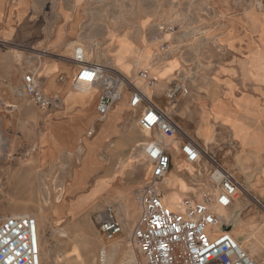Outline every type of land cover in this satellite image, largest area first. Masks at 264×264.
<instances>
[{
	"label": "rangeland",
	"instance_id": "rangeland-1",
	"mask_svg": "<svg viewBox=\"0 0 264 264\" xmlns=\"http://www.w3.org/2000/svg\"><path fill=\"white\" fill-rule=\"evenodd\" d=\"M191 1L137 0V3L142 10L149 8L150 4L152 9L156 10L161 8L159 7L161 4L163 5L162 15L168 20L165 31L171 34V39L162 47L172 51L175 57H180L183 71L178 78L186 80L185 84L190 91L188 100L181 99L177 109H172L180 128L191 138L195 137L193 126L184 123L183 119L191 120L192 114L197 113V106L189 110L188 108L180 110L185 101L189 104L190 99L193 101V97L214 98L212 114L207 113L205 116L202 114L200 123H195L199 139L197 141L204 148V141L212 144L214 141L212 137H217L218 140L213 145L211 155L222 167L231 171L240 182L241 172L244 175L246 172L241 171L238 146L229 133L230 128L234 129V135L236 134L235 137L239 139L238 120L231 117L230 109L221 99L225 89L222 87V81L217 83L215 82L217 79L214 80L215 67L212 70L208 68V65H211L208 63L212 59L202 60L193 57V52L209 49V44L198 38L200 33L192 21ZM247 3L248 6L257 5L254 0H248ZM168 6L169 9H167ZM121 48H126V44H123ZM0 49L8 48L1 46ZM28 51L31 54L33 50L28 49ZM30 54L29 57L33 58L34 56ZM260 54L261 50L258 49L254 54H249L247 64L250 63L254 76L264 79L261 75L264 72V59L258 57ZM214 61L216 64L221 63V60ZM175 66H177L176 60L172 62V66L155 75L157 81L160 80L159 88L165 84V81L171 82L175 79ZM200 69L201 73H198ZM34 72L41 76L38 69ZM125 77L147 92L148 98L152 97L149 98L150 100L153 99L154 89L147 87L145 82L139 81L138 76ZM2 82L3 70H0V101L11 102L5 106L0 104V220L24 211L37 219L42 235L43 264H97L100 249L105 244L93 218L107 204H113L122 221L123 215H129V228L123 222L122 236L107 245L108 247L110 245L107 264L136 263L138 254L130 247V235L140 214L139 191L149 179L151 172L150 164L141 149L144 142L148 141V135L140 129L139 112L130 107L129 90L125 88L121 101L114 106L107 118L101 120L103 132L94 133L92 137L94 141L88 148L83 144L81 137L83 133L79 134L81 138L76 145H71L73 141L70 120L74 115L91 113V110L76 109L79 105L78 100L93 98L92 96L97 95V92L93 88H78L73 91V101L61 100L58 104L57 110H65V113L52 133L53 147L50 149L45 147L48 134L45 131L42 132L45 113L40 111L25 94L24 81L15 82V88L8 87ZM44 90H46L45 86ZM128 96L129 102L126 103L125 98ZM125 105L128 108L127 112L124 109ZM159 105L165 108L168 107V102L163 100L159 102ZM94 113H96V119L100 120L95 110ZM224 114L230 116L225 119ZM130 118L134 119V125L131 124ZM121 120L123 121L120 123L119 130L116 122ZM114 134L119 136L109 138ZM156 138L161 141L159 135H156ZM105 140L106 143L101 149L102 142ZM181 140L179 137L178 141L181 142ZM39 141L40 146H38ZM99 149L101 151L97 153ZM177 155L174 161L178 160L190 171L175 183L173 182L169 187L171 195L165 201L168 204L178 205L186 198L201 200L203 192L210 189L208 175L212 167L205 160L209 170L206 174H201L199 171L202 164L200 166L190 164L180 153ZM49 157H51L52 166L46 168L45 164ZM175 167L176 165L174 169ZM100 169V173L93 181L88 182L90 174ZM170 173L162 184L165 194L169 192H167L169 186L167 181L171 178ZM253 197L251 194L245 196L242 192L235 204L230 209H220L219 215L224 225L230 226V230H235L236 239L249 254H252L254 245H263L262 239H264V209L257 205ZM260 203L264 206V202ZM224 213H227L228 221L223 217ZM242 221H245L244 230L242 224L239 227L238 224L236 225L238 222L243 223ZM238 236L242 239H238ZM115 243L120 246L117 252L111 255V247ZM128 250L134 252L133 258L126 259ZM263 257L264 249H261L255 255V260H261Z\"/></svg>",
	"mask_w": 264,
	"mask_h": 264
},
{
	"label": "crops",
	"instance_id": "crops-1",
	"mask_svg": "<svg viewBox=\"0 0 264 264\" xmlns=\"http://www.w3.org/2000/svg\"><path fill=\"white\" fill-rule=\"evenodd\" d=\"M247 2L248 0L191 1L192 21L200 33L198 38L209 44V49L195 51L193 57L212 59L208 68L212 70L215 67L214 80L217 79V83L222 81L225 89L221 99L230 109L231 117L238 120L239 139L235 137L232 128L229 133L238 146L241 171L246 172L245 175L241 172L240 184L260 202H264V79L254 76V71L247 64L249 54L257 52V49L261 50L258 57L264 58V0H254L257 3L254 6H248ZM162 6L161 4L159 7ZM148 7L142 10L137 0H0V47L8 48L0 49L2 83L15 88V82L22 83L25 75L38 69L41 72V76L38 74L37 77L42 92L48 97L57 98L60 103L61 100L73 101L72 92L78 90L74 80L79 67L73 58L75 48L79 46L84 48L87 62L115 69L124 76H131L130 78L138 76L143 70L155 76L172 66V62L176 60L175 79L165 81L160 88L158 85L151 100L179 125L172 109L176 110L180 100H188L189 95L179 97L171 104L166 99V91L173 82L183 79L178 78L183 71L182 62L180 57H175L172 51L162 47L171 39V34L165 31L167 17L162 15L161 8L152 9L151 4ZM123 44H126L124 49L121 48ZM28 49L33 50V58L29 57ZM39 54H42L40 63L36 59ZM213 60H221V63L216 64ZM198 73H201V69ZM261 75L264 77V73ZM184 81L186 82L185 79ZM92 88L97 95L92 96L93 98H80L76 108L91 110V113L77 114L70 120L73 124L70 126L73 141L71 145H76L82 137L84 146L88 148L94 141V133L103 132V122L96 119L94 113V110L97 112L100 90ZM213 99L193 97V101L190 99L189 104L185 101L180 107V110H189L197 106V113L192 114L191 120L183 119L184 123L193 126V139L196 141L199 139L195 123H200L202 114H212V106L215 105ZM163 100L168 102V107L159 105ZM125 101L129 102V96ZM10 103L0 101L2 106ZM58 108L59 105L45 112L43 118L42 132L48 134L45 147L50 149L53 147L52 133L65 113V110H57ZM124 109L127 112L126 105ZM137 111L140 116V110ZM122 121L116 122L119 130ZM90 130L93 132L91 135ZM80 133L83 136L79 137ZM118 136L119 134H114L109 138ZM150 137L153 136L150 135L148 141ZM105 143L106 140L102 142L101 149ZM173 149L171 170L175 166V155L179 153V147ZM51 166L49 157L45 167ZM100 171L101 169L90 174L87 181L92 182ZM162 184L163 182L161 191L165 199ZM140 215L141 210L138 220ZM233 231L236 235L235 230ZM238 239L242 237L238 236Z\"/></svg>",
	"mask_w": 264,
	"mask_h": 264
},
{
	"label": "built area",
	"instance_id": "built-area-1",
	"mask_svg": "<svg viewBox=\"0 0 264 264\" xmlns=\"http://www.w3.org/2000/svg\"><path fill=\"white\" fill-rule=\"evenodd\" d=\"M36 59L40 62L42 54ZM73 60L79 67L74 80L76 87L100 90L99 121L108 116L127 88L131 108L141 112L140 129L153 136L143 146L151 175L139 191L141 215L130 235V247L138 254V260L132 264H264V257L254 260L231 231L224 229L216 211L217 207L230 209L244 192L237 178L184 133L169 114L155 105L129 78L115 69L87 62L80 46L75 48ZM138 77L151 89L158 85L157 79L147 70L139 72ZM23 81L25 94L40 111L45 113L59 104L57 98L42 92L36 72L25 75ZM189 94L182 79L168 87L166 99L172 104ZM154 135H159L161 141ZM179 137L182 140L178 141V150L186 162L201 165L206 160L212 169L208 175L210 189L204 192L200 201L186 198L178 207H173L164 201L161 183L172 169L175 148L166 141ZM93 220L105 244L100 249L97 264H107V245L122 236L123 222L113 204H107ZM40 247L36 218L6 217L0 220V264H43Z\"/></svg>",
	"mask_w": 264,
	"mask_h": 264
},
{
	"label": "bare ground",
	"instance_id": "bare-ground-1",
	"mask_svg": "<svg viewBox=\"0 0 264 264\" xmlns=\"http://www.w3.org/2000/svg\"><path fill=\"white\" fill-rule=\"evenodd\" d=\"M259 53V52H258ZM254 54V53H253ZM251 58V57H250ZM254 58V57H253ZM264 59V58H263ZM256 63V62H255ZM250 64V63H249ZM254 65H256V64H254ZM264 73V72H263ZM153 76V75H152ZM153 77H155V76H153ZM126 78V77H125ZM156 78V77H155ZM157 79V78H156ZM138 80L139 81H143V80H141L139 77H138ZM144 82V81H143ZM139 88V87H138ZM140 89V88H139ZM98 91V94H99V90H97ZM124 93V92H123ZM145 94L147 95V92H145ZM123 96V95H122ZM122 96H121V99H122ZM148 97V96H147ZM149 98H152V97H149ZM121 99H120V101H121ZM119 101V102H120ZM130 104V103H129ZM131 107V106H130ZM113 110V109H112ZM112 110L110 111V113L108 114V116L111 114V112H112ZM78 112V111H77ZM107 116V117H108ZM230 115H226V114H224V118L226 119L227 117H229ZM106 117V118H107ZM223 117V116H222ZM105 119V118H104ZM133 118H130V121H131V124H133L134 125V122H133ZM215 120V119H214ZM230 121V120H229ZM212 122V121H211ZM203 123V122H202ZM228 123V122H227ZM225 124V123H224ZM218 126V125H217ZM228 127V126H227ZM182 130V129H181ZM234 130V129H233ZM183 131V130H182ZM184 132V131H183ZM185 133V132H184ZM147 134V133H146ZM148 135V137L150 136V134L148 133L147 134ZM236 135V134H235ZM161 138V137H160ZM214 139V141H213V143L212 144H210V143H208V142H206V141H204V150L205 151H207L208 153H212L211 151L214 149L213 148V145H215L216 144V142H217V137H212V140ZM166 143L167 144H170V143H172L173 144V146L175 147V148H177L178 146H179V142H178V140H173V141H166ZM144 145H142L141 146V149H143V153H144V147H143ZM82 148V147H81ZM77 152H78V150H77ZM84 152V151H83ZM79 154V153H78ZM72 155V154H71ZM77 155V154H76ZM177 155V154H176ZM74 156V155H73ZM79 156H81V155H79ZM78 156V157H79ZM178 156V155H177ZM203 156H204V154H203ZM71 158V157H70ZM70 160V159H69ZM175 165H176V167H175V169L170 173L171 174V178L169 179V181H167V185H169L168 187H167V192L168 193H166V195H165V199L164 200H168V197L171 195V193H170V189H169V187H171V185L173 184V182L175 183V181L176 180H178V179H180L182 176H184L185 174H187V172H189L190 170H188L186 167H184L182 164H181V162H179L178 160H176L175 161ZM199 166H200V164H198ZM200 168H201V170L199 171L201 174H206V172L209 170L208 169V166L206 165V163H204L203 165H201L200 166ZM145 171V170H144ZM168 173V174H169ZM168 176V175H167ZM167 176H166V178H167ZM165 178V179H166ZM96 181V180H95ZM62 186V185H61ZM60 186V187H61ZM62 188V187H61ZM245 189V188H244ZM62 191H63V188H62ZM247 192H249L248 190H244V195L245 196H247V194L248 195H250L249 193H247ZM61 197V196H60ZM59 197V198H60ZM255 200H256V203H257V205L260 207V208H262V209H264V206L260 203V201L258 200V199H256L255 197H253ZM62 199V198H61ZM101 202V201H100ZM59 203V202H58ZM181 204V203H180ZM180 204H178V205H174V204H169V205H171V206H173V207H178ZM220 209H223V208H220V207H217L216 208V211H217V213L220 215ZM224 210H226V209H224ZM26 216H30V214L28 213V212H26V211H24V212H21V213H15V214H12V216H10V217H26ZM32 216V215H31ZM223 217L228 221L229 220V217H228V215H227V213H224V215H223ZM122 219H123V222H124V224H125V226L127 227V228H129V223H128V219H129V215H123V217H122ZM243 223H241V222H238V223H236V225L238 224V227L241 225L243 228V230H244V227H245V221H242ZM234 225V224H233ZM231 233H232V235L236 238V235H235V233H234V231L233 230H231ZM39 238H40V244H41V240H42V235H41V230H40V225H39ZM263 240V245H260V246H258V245H254L253 246V251H252V254H250V256L255 260V255L262 249H264L263 247H264V239H262ZM119 246H120V244H117V243H115L112 247H111V255H113L115 252H117V250L119 249ZM41 247H42V244H41ZM40 247V248H41ZM243 247V246H242ZM41 254H42V248H41ZM134 257V252L133 251H130V250H128L127 252H126V259H128V258H133Z\"/></svg>",
	"mask_w": 264,
	"mask_h": 264
},
{
	"label": "water",
	"instance_id": "water-1",
	"mask_svg": "<svg viewBox=\"0 0 264 264\" xmlns=\"http://www.w3.org/2000/svg\"><path fill=\"white\" fill-rule=\"evenodd\" d=\"M224 227H225V228H224L225 230H227V231H231V230H230V229H231L230 226H226V225H224Z\"/></svg>",
	"mask_w": 264,
	"mask_h": 264
},
{
	"label": "snow or ice",
	"instance_id": "snow-or-ice-1",
	"mask_svg": "<svg viewBox=\"0 0 264 264\" xmlns=\"http://www.w3.org/2000/svg\"><path fill=\"white\" fill-rule=\"evenodd\" d=\"M87 75V74H86Z\"/></svg>",
	"mask_w": 264,
	"mask_h": 264
}]
</instances>
